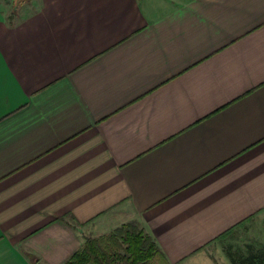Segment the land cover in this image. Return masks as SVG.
<instances>
[{"label": "crops", "instance_id": "obj_1", "mask_svg": "<svg viewBox=\"0 0 264 264\" xmlns=\"http://www.w3.org/2000/svg\"><path fill=\"white\" fill-rule=\"evenodd\" d=\"M131 221L168 264L264 251H228L264 222V0H0V264Z\"/></svg>", "mask_w": 264, "mask_h": 264}, {"label": "trees", "instance_id": "obj_2", "mask_svg": "<svg viewBox=\"0 0 264 264\" xmlns=\"http://www.w3.org/2000/svg\"><path fill=\"white\" fill-rule=\"evenodd\" d=\"M235 261V260H234ZM234 264H264V251ZM64 264H168L154 240L135 223L116 228L108 237H85L82 247Z\"/></svg>", "mask_w": 264, "mask_h": 264}, {"label": "rangeland", "instance_id": "obj_3", "mask_svg": "<svg viewBox=\"0 0 264 264\" xmlns=\"http://www.w3.org/2000/svg\"><path fill=\"white\" fill-rule=\"evenodd\" d=\"M126 223H135L140 228V226L136 222L131 221V222H126ZM126 223H119L118 225H116V227H114L113 229H109V230L105 228L92 230L91 232H89L87 237L94 238V239L108 237L109 235H111V233L116 228ZM239 237L240 238L233 239L229 242L232 245L230 246L228 251H231L233 253L240 252L242 254H247L251 248H253V251L254 250L263 251L264 250V222L261 225H251L250 224L246 226V228L243 230L242 235ZM221 252L222 254L225 253L224 251H221ZM221 252H218V253L221 254Z\"/></svg>", "mask_w": 264, "mask_h": 264}, {"label": "water", "instance_id": "obj_4", "mask_svg": "<svg viewBox=\"0 0 264 264\" xmlns=\"http://www.w3.org/2000/svg\"><path fill=\"white\" fill-rule=\"evenodd\" d=\"M19 2H20V0H16V7L18 6Z\"/></svg>", "mask_w": 264, "mask_h": 264}]
</instances>
